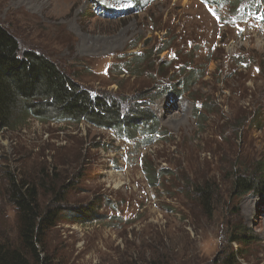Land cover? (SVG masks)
Instances as JSON below:
<instances>
[{"label":"rangeland","instance_id":"obj_1","mask_svg":"<svg viewBox=\"0 0 264 264\" xmlns=\"http://www.w3.org/2000/svg\"><path fill=\"white\" fill-rule=\"evenodd\" d=\"M202 1L154 0L140 14L107 18L96 2L116 12L128 0H0V25L21 52L47 57L93 94L131 107L136 92L162 87L146 105L162 134L151 145L85 121L31 118L1 132L0 244L19 246L12 181L34 186L45 206L54 195L43 192V170L57 166L72 181L66 207L91 206L99 219L52 229L46 247L54 264H228L231 256L264 264V197H231L234 173L264 162V27L231 20L230 7L219 18ZM240 1L242 10L256 0ZM133 56L152 57L146 72L133 73L126 64ZM196 68L194 86L176 97L169 87L182 69ZM146 165L159 175L156 187ZM205 183L215 191L209 208L193 194ZM236 229L254 243L232 242Z\"/></svg>","mask_w":264,"mask_h":264},{"label":"trees","instance_id":"obj_2","mask_svg":"<svg viewBox=\"0 0 264 264\" xmlns=\"http://www.w3.org/2000/svg\"><path fill=\"white\" fill-rule=\"evenodd\" d=\"M231 3L232 10L237 0ZM136 6L139 10L138 4ZM165 51L161 49L157 55ZM151 59V56H133L126 64L133 73L143 74L144 70H148L146 67ZM181 72L183 78L169 87L176 97H182L184 92L190 91L195 84L194 80L200 76L198 68L190 72L182 69ZM160 76L166 79L168 75L160 72ZM161 89V85L156 83L151 90L136 92V102L131 107L123 105L122 100L111 99L104 94H93L77 84L47 57L33 51L22 53L19 41L0 25V133L26 127L31 118H49L52 122L69 126H77L85 121L94 128L114 132L118 138L126 136L129 141L138 138L143 145H151L162 134L155 126L157 118L146 105L151 103L149 96ZM141 129L144 135L142 139L138 137ZM263 163L259 162L249 173H234L231 189L233 199L242 200L249 195L264 197ZM59 171L57 166L43 170V192L54 195L49 197L45 206L39 201L34 186L17 180L12 181L10 201L17 210L19 246L1 243L0 264H54L53 255L49 254L46 247L50 231L63 221L82 220L81 223H85L99 219L91 206L66 207V196L71 191L72 181L64 178L65 173L58 176ZM145 174L151 186L156 187L159 175L147 165ZM83 175L79 172L78 179L85 177ZM53 178L58 181L57 187L54 186ZM193 194L209 208L215 191L205 183L193 186ZM232 242L252 244L254 239L246 231L236 229ZM236 263L233 256L228 259V264Z\"/></svg>","mask_w":264,"mask_h":264}]
</instances>
